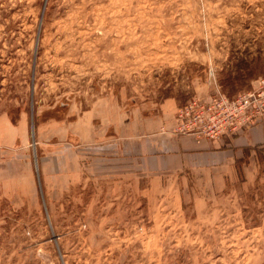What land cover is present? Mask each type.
<instances>
[{"label":"rangeland","instance_id":"rangeland-1","mask_svg":"<svg viewBox=\"0 0 264 264\" xmlns=\"http://www.w3.org/2000/svg\"><path fill=\"white\" fill-rule=\"evenodd\" d=\"M260 79L264 0H0V115L40 142L28 152L31 194L13 195V155H0V264H264L261 153L249 179L243 159L222 191L180 195L97 170L74 128L80 116L155 115L168 101L177 120ZM59 137L68 169L46 173V187L41 146Z\"/></svg>","mask_w":264,"mask_h":264},{"label":"crops","instance_id":"crops-1","mask_svg":"<svg viewBox=\"0 0 264 264\" xmlns=\"http://www.w3.org/2000/svg\"><path fill=\"white\" fill-rule=\"evenodd\" d=\"M166 104L168 106L158 114L149 116L140 110L134 115H118L112 119L93 115L90 123H85V116H80L74 123L78 147L91 148L97 154V170L105 165L108 172L118 173L119 177L134 172L139 178H148L151 189L174 183L180 195L186 193L188 186L222 191L228 181L238 180L237 163L241 159L246 160L245 178L254 176L258 153L264 157V116L230 140H210L179 133L176 110L172 108L176 103L168 101ZM39 144L30 142L27 130L20 123L14 125L8 116L0 115V155L3 158L13 155L5 162L9 170L4 174V181L6 185H11L10 180L17 181L16 186H11L13 195L24 196L35 191L34 162L28 152ZM41 147L46 156L39 166L47 187L46 173L65 178L68 145L65 138L59 137L58 143H43Z\"/></svg>","mask_w":264,"mask_h":264},{"label":"built area","instance_id":"built-area-1","mask_svg":"<svg viewBox=\"0 0 264 264\" xmlns=\"http://www.w3.org/2000/svg\"><path fill=\"white\" fill-rule=\"evenodd\" d=\"M258 82L259 86L233 100L223 98L211 105L189 104L177 114V131L210 140L242 134L264 116V79Z\"/></svg>","mask_w":264,"mask_h":264},{"label":"trees","instance_id":"trees-1","mask_svg":"<svg viewBox=\"0 0 264 264\" xmlns=\"http://www.w3.org/2000/svg\"><path fill=\"white\" fill-rule=\"evenodd\" d=\"M238 78H239V77H236L235 80H238ZM248 154H249V153L246 152V157H247ZM263 158H264V157L261 156V159H262V160H264ZM239 163H243V159H241L240 161L238 160V164H239Z\"/></svg>","mask_w":264,"mask_h":264}]
</instances>
